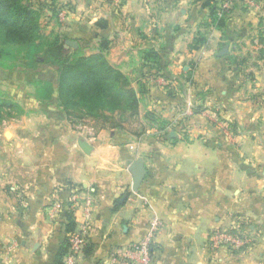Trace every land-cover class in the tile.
<instances>
[{"label":"clouds","instance_id":"1","mask_svg":"<svg viewBox=\"0 0 264 264\" xmlns=\"http://www.w3.org/2000/svg\"><path fill=\"white\" fill-rule=\"evenodd\" d=\"M32 8L0 13V264H264V0Z\"/></svg>","mask_w":264,"mask_h":264},{"label":"trees","instance_id":"2","mask_svg":"<svg viewBox=\"0 0 264 264\" xmlns=\"http://www.w3.org/2000/svg\"><path fill=\"white\" fill-rule=\"evenodd\" d=\"M33 1L32 0H0V13L10 11L11 15H6L3 17L2 22L4 24H18L20 26L28 25L30 27H38L37 24L34 23L36 17L39 13H35L32 8ZM42 59V58H39ZM12 77V72H4L0 69V77ZM69 249V242L67 243V247L64 251L67 253Z\"/></svg>","mask_w":264,"mask_h":264},{"label":"crops","instance_id":"3","mask_svg":"<svg viewBox=\"0 0 264 264\" xmlns=\"http://www.w3.org/2000/svg\"><path fill=\"white\" fill-rule=\"evenodd\" d=\"M35 2H36V4L38 5L39 8H41V9L43 8V6H44V0H35ZM182 11H184V10H182ZM48 15H49V17H51L53 15V12H52V9L51 8L49 9ZM12 77H9L8 75H6V77H0V78L11 79ZM5 135L9 139L11 138V133L10 132L9 133H5ZM82 141H83V139L80 140V142H82ZM90 151H91V149L89 150V152ZM18 223H19V221H18ZM253 227H254V225H253ZM125 231H127V229H125ZM150 255H151V252H150Z\"/></svg>","mask_w":264,"mask_h":264},{"label":"water","instance_id":"4","mask_svg":"<svg viewBox=\"0 0 264 264\" xmlns=\"http://www.w3.org/2000/svg\"><path fill=\"white\" fill-rule=\"evenodd\" d=\"M80 143L85 147V149H86L87 151H89V150L91 149V147H90L89 145L85 144L84 141H82V142H80ZM140 168H141V161H137V162L132 166V171H133L134 173H137V172L140 170Z\"/></svg>","mask_w":264,"mask_h":264},{"label":"built area","instance_id":"5","mask_svg":"<svg viewBox=\"0 0 264 264\" xmlns=\"http://www.w3.org/2000/svg\"><path fill=\"white\" fill-rule=\"evenodd\" d=\"M72 247V243H71V241H69V249ZM134 251V250H133ZM150 252H151V249H149V255H150ZM67 254L69 255V256H74L76 253L74 252V251H72V252H67ZM130 264H131V262H130Z\"/></svg>","mask_w":264,"mask_h":264},{"label":"rangeland","instance_id":"6","mask_svg":"<svg viewBox=\"0 0 264 264\" xmlns=\"http://www.w3.org/2000/svg\"><path fill=\"white\" fill-rule=\"evenodd\" d=\"M13 76V75H12Z\"/></svg>","mask_w":264,"mask_h":264}]
</instances>
